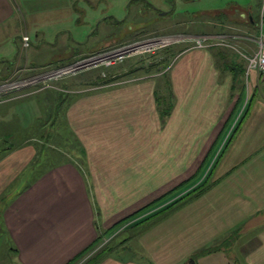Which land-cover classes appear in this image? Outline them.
Wrapping results in <instances>:
<instances>
[{
	"label": "crops",
	"instance_id": "0c3cea01",
	"mask_svg": "<svg viewBox=\"0 0 264 264\" xmlns=\"http://www.w3.org/2000/svg\"><path fill=\"white\" fill-rule=\"evenodd\" d=\"M114 1L0 0V80L21 62L22 32L32 41L28 61L41 65L38 55L60 46L64 32L73 31L67 39L82 47L93 30L92 9L105 2L115 12ZM161 1V15L179 18L187 36L227 34L255 51L262 0H215L212 9L203 0ZM106 14L92 36L104 35L103 24L108 31L125 21ZM204 18H214L219 33L206 32ZM174 59L165 74L67 101L57 115L66 120L53 125L59 137L51 166L43 145H29L40 109L31 119L27 101L0 102V264H68L105 230L199 175L221 148L206 192L117 244L100 264H208L237 247L245 264H264V73L247 75V61L219 45L190 47ZM166 107L172 110L165 118Z\"/></svg>",
	"mask_w": 264,
	"mask_h": 264
},
{
	"label": "rangeland",
	"instance_id": "374dc122",
	"mask_svg": "<svg viewBox=\"0 0 264 264\" xmlns=\"http://www.w3.org/2000/svg\"><path fill=\"white\" fill-rule=\"evenodd\" d=\"M220 1L227 6L234 2L246 0ZM114 3L115 12L108 10V3L105 2L98 3L97 6L92 9V32L99 29L98 27L101 23L98 21L107 17L106 11L109 15H116L118 19L124 18V23L118 25L116 23L115 25L110 24L112 28L108 27V31L105 30L108 25L103 24L102 28H104V35L99 34L92 36L91 32L87 36L89 39L82 40V47H77L75 44L71 46L72 42L67 39V36L71 35L73 31L64 32L60 46L53 51L51 48L47 49L44 47L42 54L38 55V59L43 61V63H40L41 65H34L28 61L29 57L30 61L32 59V43L29 47H24L21 43L19 55L21 62L18 61L19 65L14 67L12 77L7 81H4V79L0 80V102L6 100H13V102L14 100H18L17 102L27 101L29 108L32 105L34 106L32 110L28 109V115L31 119L32 113L36 111L35 108L38 107L40 109V115L35 125H29V137H32L29 145L34 144L33 142L43 145L46 149L44 158L46 159V163L49 159L50 166L55 159L52 157V141L54 137H56V139L59 137L58 133L57 135L53 134V125L57 123L58 125L56 124L57 127L56 125L55 127L58 128L59 125L64 123L66 119L62 118L60 115L59 118H57V115L68 109L67 105L71 99L73 100L76 95L87 91L116 87L123 84V82L124 84H128L137 78H144L145 76L157 77L165 74L168 68L171 67V64L176 61L174 58L179 53L187 48L193 47L194 41L204 37L191 38V36H187L186 33L183 32L184 29H182L179 18H164L161 12L165 11L166 5L161 0H115ZM262 4V14L258 23V36L254 39V42L251 43L253 47L257 49L255 48V51L253 50L250 52L247 50L251 54L258 50L260 41L264 42V0H262ZM202 5L212 9L215 6V0H203ZM137 11L143 12L141 15L142 18H137L134 21L135 24H132L131 19L135 16V12ZM148 16H150V18H148ZM204 21L206 32L211 34L219 33V29L217 27L215 28L214 18H204ZM62 27H65V25H62ZM193 29L196 31L195 27ZM74 34H77V31H74ZM216 35L217 37L213 39L219 40L224 36L223 39L225 41L229 44H233L232 38L225 37L227 34ZM23 36H29V34L27 32H22L20 34L21 39ZM65 42H68L66 43L67 47L64 46ZM98 43L100 44L98 45ZM235 46L240 48L237 44H235ZM77 48L82 49L84 52L73 56V51ZM234 52H236L235 49ZM34 59L36 58H33V60ZM51 59L54 61L48 64L45 63ZM35 95L41 96L42 99L40 101L32 99V96ZM62 96H64V98ZM67 101L68 104H66ZM28 120L31 124V120L29 118ZM17 123H19L18 120ZM62 132H64V130ZM36 137L38 139H36ZM17 143L18 142L15 141L14 144ZM64 152H66V150ZM211 154L212 152L207 159L210 158ZM223 156L224 149L221 148L215 152L213 157L210 158L212 159L210 164L200 168V174L198 178L194 180L195 185L192 184V186L194 185L193 187H195L198 184L205 183L209 177L210 182L214 183V170ZM59 157L65 156L60 155ZM55 161H58V159ZM28 172V180L29 183H31L33 168H28ZM24 181L25 178L23 177L22 184H25ZM192 186L190 185V187L184 190L178 197L188 193L193 188ZM178 197L172 196L169 198L170 200L168 199L160 206L158 205L149 212L127 221L114 233L106 235L101 241V245L77 264H85V261L106 243L110 245L108 248L111 252L109 256L116 254L117 244L119 245L124 242V240L138 237L142 232L144 233V230H148L150 224H152V220L145 223L142 221L146 220L152 213L156 211L160 212V209L164 208L172 201H175ZM8 202L9 200H7V203ZM239 243L240 241L237 242V245ZM225 244L227 245L228 243L226 242ZM222 249L223 248L220 247L219 251H222ZM222 252V255L215 257V259H213L214 261L208 264H245L238 251V247L235 248L233 253H229L227 248Z\"/></svg>",
	"mask_w": 264,
	"mask_h": 264
},
{
	"label": "trees",
	"instance_id": "16d2710c",
	"mask_svg": "<svg viewBox=\"0 0 264 264\" xmlns=\"http://www.w3.org/2000/svg\"><path fill=\"white\" fill-rule=\"evenodd\" d=\"M120 79V78H119ZM64 98V96H62ZM160 103H164L161 98L158 99ZM172 107H166L163 108V114L166 117H169L171 114ZM208 163V160L206 161V165ZM199 175H196L194 178H191L185 183H182L175 189H173L171 192L166 194L165 196L157 199L156 201L152 202L151 204L147 205L146 207L142 208L135 214L125 218L124 220L118 222L115 226H113L111 229L104 231L103 233L100 234L99 238L92 243L86 250L81 252L78 256H76L73 260H71L68 264H77L82 259H84L87 255L92 253L97 247L101 245V241L105 238L106 235L114 233L118 228H120L123 224H125L127 221L139 216L143 215L144 213L149 212L151 209L156 208L158 205L160 206L162 203L167 201L170 197L176 195L177 197L190 185L194 182L195 179L198 178ZM195 185V184H194ZM193 185V186H194ZM213 185L212 182H210V177L209 179L204 183L198 184L197 186L193 187L192 189L188 192L183 194L181 197H178L175 201H172L168 205H166L164 208L160 209V212L156 211L152 213L146 220L142 221L143 223L149 222L152 220V223H156L159 220L163 219L165 216H167L169 213L173 212L174 210L178 209L182 204L187 203L188 201L202 195L204 192H206L211 186ZM158 212V213H157ZM110 247L109 243H106L103 247L97 250L94 254L90 256V258L85 261V264H100L106 257H109L110 255V250L108 249Z\"/></svg>",
	"mask_w": 264,
	"mask_h": 264
},
{
	"label": "built area",
	"instance_id": "2783aa9c",
	"mask_svg": "<svg viewBox=\"0 0 264 264\" xmlns=\"http://www.w3.org/2000/svg\"><path fill=\"white\" fill-rule=\"evenodd\" d=\"M21 42L24 47H29L32 43L30 36H23ZM217 45L235 49L247 61V75L254 70L264 73V42L260 41V47L253 54L238 48L234 43L229 44L223 38L219 40L210 37L198 38L192 48H210Z\"/></svg>",
	"mask_w": 264,
	"mask_h": 264
}]
</instances>
